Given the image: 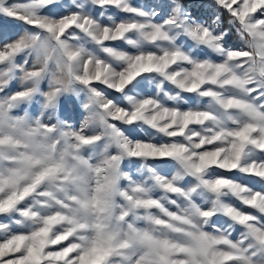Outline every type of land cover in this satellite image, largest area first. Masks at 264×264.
I'll return each instance as SVG.
<instances>
[{
    "label": "snow or ice",
    "instance_id": "snow-or-ice-1",
    "mask_svg": "<svg viewBox=\"0 0 264 264\" xmlns=\"http://www.w3.org/2000/svg\"><path fill=\"white\" fill-rule=\"evenodd\" d=\"M201 7L0 0V264H264V0Z\"/></svg>",
    "mask_w": 264,
    "mask_h": 264
},
{
    "label": "rangeland",
    "instance_id": "rangeland-1",
    "mask_svg": "<svg viewBox=\"0 0 264 264\" xmlns=\"http://www.w3.org/2000/svg\"><path fill=\"white\" fill-rule=\"evenodd\" d=\"M207 0H187V3H190L192 5V12L193 15L195 16H202V15H206L207 13V9H205L204 7H201L202 4L206 3ZM232 41L236 40V36L235 34L232 35L231 37ZM68 107L71 108V102H69ZM259 189V186H257ZM236 235L238 236L239 234L236 233Z\"/></svg>",
    "mask_w": 264,
    "mask_h": 264
},
{
    "label": "trees",
    "instance_id": "trees-1",
    "mask_svg": "<svg viewBox=\"0 0 264 264\" xmlns=\"http://www.w3.org/2000/svg\"><path fill=\"white\" fill-rule=\"evenodd\" d=\"M207 14V13H206Z\"/></svg>",
    "mask_w": 264,
    "mask_h": 264
}]
</instances>
